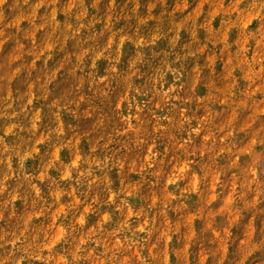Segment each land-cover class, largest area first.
<instances>
[{"label": "clouds", "instance_id": "9594fccd", "mask_svg": "<svg viewBox=\"0 0 264 264\" xmlns=\"http://www.w3.org/2000/svg\"><path fill=\"white\" fill-rule=\"evenodd\" d=\"M0 264H264V0H0Z\"/></svg>", "mask_w": 264, "mask_h": 264}]
</instances>
